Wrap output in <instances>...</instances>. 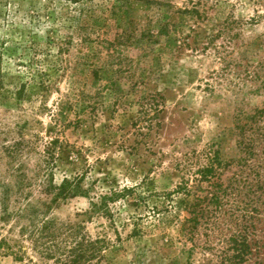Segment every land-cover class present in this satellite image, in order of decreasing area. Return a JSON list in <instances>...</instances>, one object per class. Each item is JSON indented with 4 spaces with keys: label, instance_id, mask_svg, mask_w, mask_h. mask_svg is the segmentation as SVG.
<instances>
[{
    "label": "rangeland",
    "instance_id": "374dc122",
    "mask_svg": "<svg viewBox=\"0 0 264 264\" xmlns=\"http://www.w3.org/2000/svg\"><path fill=\"white\" fill-rule=\"evenodd\" d=\"M167 1L170 7L141 0H0V78L1 86L9 90L0 97V181H12L5 168L18 166L35 184L31 194L36 196L50 170L58 184L64 175L87 169L84 184H91L90 195L60 200L54 215L82 221L92 237H106L109 248L100 264H226L219 262L221 243L216 237L206 241L202 228L193 241L182 236L173 216L185 211L174 205L155 211L152 206L160 207L161 193L182 179L191 186L189 201L205 194L210 186L200 180L198 169L203 166L214 164L212 179L224 185L242 168L234 124L237 114H251L264 105L259 80L243 75L264 58V0H201L205 20L176 12L189 5L188 0ZM89 6L97 15L109 14L98 32L113 42L103 47L91 42L94 62L106 66L97 77L78 63L88 50L78 35V17ZM112 6L119 19L111 13ZM226 19L233 22L228 33L215 40L217 46L223 45L218 50L226 61L211 45L203 48L206 41L175 43L178 31H171L169 38L155 36L166 20L177 30L180 26L182 35L191 27L196 31L190 34L201 37L216 32ZM132 26L136 32L131 41L125 36L119 44L117 33ZM144 27L158 40L149 43L140 37ZM110 79L115 84L106 88ZM42 81L48 84L44 91L39 90ZM21 83L25 93L18 99L13 92ZM78 90L82 92L76 95ZM89 102L94 104L91 116ZM61 103L71 108L60 109ZM76 103L84 112H76ZM54 135L61 140V151L50 167L43 145ZM15 139L27 146L11 159L4 146ZM214 151L218 160L212 158ZM134 184H138L134 194L110 205V217L84 215L90 197ZM1 236L16 240L17 246L8 241L23 257L6 253L4 245L0 264H67L34 251L25 236L19 238L13 218L0 219ZM238 264L259 261L250 257Z\"/></svg>",
    "mask_w": 264,
    "mask_h": 264
},
{
    "label": "trees",
    "instance_id": "16d2710c",
    "mask_svg": "<svg viewBox=\"0 0 264 264\" xmlns=\"http://www.w3.org/2000/svg\"><path fill=\"white\" fill-rule=\"evenodd\" d=\"M70 1L83 2L84 0ZM127 1L121 0V3ZM141 1L150 5L171 6L167 0ZM188 1L189 5L186 4L182 8H176V12L178 14L194 15L198 20H205L207 18L206 10L203 8L200 10L199 8L201 0ZM110 11L115 14V19L120 18L115 7L112 6ZM165 11L170 12L166 9ZM80 14L77 26L78 35H80L82 44L86 42L87 46L84 47L88 50L82 52L78 63L92 70V75L97 77L99 72L105 69L106 66H97L94 62L93 58L96 56V52L91 50V42L96 40L97 45H102V47L105 42L109 46H113V42L101 38L98 32L101 26L106 25L109 14L97 15L96 9L90 6L82 10ZM232 23V21L226 19L213 34L209 33L197 37V35L190 34L191 31H196L194 28L190 27V32L182 35L180 26L177 30L176 26L173 28L174 23L166 20L160 24L155 36L166 35L169 38L171 31L175 33L178 31V36L173 40L175 43L178 41L181 45H190L189 41L191 39V42L197 45L198 42L206 41L203 48L211 45L219 54V59L226 61L225 55L221 52L222 50H218L223 45L217 46L215 40L226 35ZM135 32L136 28L132 26L123 30V34L117 33V42L119 44L123 43L125 36V41H131ZM152 32L149 27H144L140 32V37L148 38L149 43L155 42L158 38L154 37ZM92 33H94V37H91ZM70 39L71 37H69ZM230 39H233V37L230 36ZM234 63L240 65L237 60ZM254 67L253 70L245 69L243 75L258 79V89L264 91V58L259 60ZM41 84L40 91L48 88V84L46 85L43 81ZM114 84L115 80L110 79L105 87H112ZM1 85L2 80L0 78V97L5 98L7 95L5 91L9 90ZM81 92L82 90H78L76 95ZM24 93L25 84L21 83L15 87L13 95L19 99L22 98ZM88 97L91 98V96ZM76 104V112H84L83 107ZM70 105L61 103L60 109L71 108L72 105ZM87 106H90L88 110L90 116L93 115V102H89ZM76 122H79V119H76ZM234 127L238 132V146L243 152V156L239 158L242 168L238 172H234L233 176L227 179L225 185L218 179H212L216 174V166L211 163L209 166L206 165L198 169L200 180L209 182L210 187L205 194L196 195L193 201H189L191 186L188 181L182 179L175 184L174 188L161 193L163 200L160 207L155 204L152 208L155 211L163 210L165 212L174 205V208H181L185 211L184 214L177 212L173 216L179 232L190 241H193L199 228L205 231L203 233L207 238L206 241L216 237L222 245L219 250L220 263L238 264L246 262L250 257H255L259 264H264V105L261 108L257 107L251 114H237ZM26 146L27 144L24 141L15 139L10 146H4V150L9 158L14 159L16 154ZM43 146L44 161L48 166H53L55 158L58 157L61 151V140L54 135ZM212 158L218 160V152L214 151ZM5 171L13 180L10 182L0 181V219L8 222L9 219L13 218L18 227L19 238L25 236L33 250L46 258L58 259L67 264H100L101 260L106 257V249L109 248L106 237H92L85 232L82 221L61 220L54 215V210L58 208L60 200H66L73 196L88 197L90 195L91 184H84L87 169H80L70 176L64 175L58 184L54 182L50 170V174L46 173L45 179L40 183L36 196L31 194L35 184L20 167H6ZM40 171L41 168L35 172L34 176H38L37 174ZM46 178H49L47 183H45ZM137 185L110 188L106 192H100L94 197H90V207L84 211V215L91 217L93 214H100L110 217V205L120 198L134 194ZM177 195H180V197L177 201H174ZM11 207L12 210H10ZM8 240L14 239L1 236L0 247L5 245L6 253L11 252V254L16 255V258L21 259L23 256L14 250ZM14 243L16 245L17 241L14 240ZM191 249L189 247L190 251ZM18 251L23 253L22 246L18 247Z\"/></svg>",
    "mask_w": 264,
    "mask_h": 264
}]
</instances>
